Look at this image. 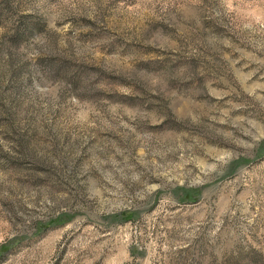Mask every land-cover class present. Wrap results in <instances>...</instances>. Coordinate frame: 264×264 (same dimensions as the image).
I'll return each mask as SVG.
<instances>
[{
    "label": "rangeland",
    "instance_id": "1",
    "mask_svg": "<svg viewBox=\"0 0 264 264\" xmlns=\"http://www.w3.org/2000/svg\"><path fill=\"white\" fill-rule=\"evenodd\" d=\"M0 264H264V0H0Z\"/></svg>",
    "mask_w": 264,
    "mask_h": 264
}]
</instances>
